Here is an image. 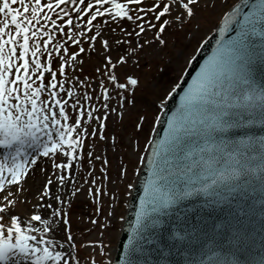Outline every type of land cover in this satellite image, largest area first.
I'll return each mask as SVG.
<instances>
[{
  "label": "snow or ice",
  "instance_id": "obj_1",
  "mask_svg": "<svg viewBox=\"0 0 264 264\" xmlns=\"http://www.w3.org/2000/svg\"><path fill=\"white\" fill-rule=\"evenodd\" d=\"M199 2L0 0V264H112L97 259L107 255L102 239L84 237L96 231L103 237L115 215L114 209L105 214L101 206L108 195L103 181L109 160L99 149L115 151L123 141L120 133L106 134L108 121L113 116L124 120L128 106L137 105L140 87L138 77L127 75L121 81L117 72L137 50L153 43L140 42L147 32L153 31L154 41L166 46L162 34L173 23L183 26L195 18ZM223 6L217 48L168 118L165 137L148 141L150 174L119 264H264V135L253 131H264V83L251 72L252 65L264 64V0L230 6L223 0ZM205 7L215 8L216 0ZM173 10L175 17L166 18ZM228 33L234 35L225 39ZM58 35L66 39L60 41ZM69 43L76 50L70 51ZM84 44L96 54L95 64L83 58ZM135 63L139 66L138 59ZM106 85L117 90L116 97ZM179 87L135 114L134 133L143 132L148 109L165 110ZM133 144L138 148V140L129 137ZM95 162L102 165L100 175ZM84 166L87 176L78 175ZM117 167L123 179L127 167L122 161ZM80 179L83 184L77 186ZM82 191L92 201L95 218L77 236L68 209ZM201 195L204 207L211 208L209 215L238 197L258 199L257 255H250L255 241H249V228L235 214L236 225L213 224L211 231L206 221L203 227L190 223L187 211L179 230L164 227L160 218L170 215L169 210ZM18 204L26 206L25 212L17 210ZM249 208L256 211L255 203ZM192 211L199 215L204 208ZM162 231L170 234L163 236ZM225 242L230 259L215 251L223 250ZM152 251L165 258L142 259ZM173 251L184 257L182 262L167 259Z\"/></svg>",
  "mask_w": 264,
  "mask_h": 264
},
{
  "label": "rangeland",
  "instance_id": "obj_2",
  "mask_svg": "<svg viewBox=\"0 0 264 264\" xmlns=\"http://www.w3.org/2000/svg\"><path fill=\"white\" fill-rule=\"evenodd\" d=\"M238 0H227V4L230 6ZM150 3L151 0H148ZM208 0H200L199 5L195 9L196 16L191 19L188 23L183 26L173 23L172 26L168 27L162 34L166 40V46H159L154 41L153 31L147 32L142 35L139 39L140 42L153 41L151 45H144L143 49L137 50L129 60V63L123 68L118 69L117 74L120 76L121 81L126 79L127 75H133L139 78L140 87L137 89V105L135 108L128 106V111L125 113V118L121 122L115 116L111 117L108 121V129L106 134L111 135L114 132L120 133L123 136V141L117 145L115 151L111 147L100 148L102 156H106L109 160L107 168L108 179L103 181V186L108 192L107 196L102 197L101 206L106 214L107 211L113 210L115 212L114 217L110 218L108 228L104 230L103 237H100L99 231H96L90 235H86L84 239L87 240H98L102 239L107 248L108 260L112 258L114 247L118 239V235L122 226V220L125 213L128 196L131 189L127 187L128 184H132L135 181V174L139 170L141 163L139 157L144 156L146 144L149 139V133L152 128L153 122L157 115V111L151 108L147 111V121L145 122L144 130L141 133H134L132 120L136 118V113H143L147 105H150L153 99L157 97H164L173 88L174 84L177 83L181 77L183 71L186 69L189 59L194 55L196 47L200 42L216 27L223 12L226 8L223 6V0H216L215 8H208L205 5ZM71 7V5H69ZM59 11V9H57ZM177 12L173 10L171 16L166 17L173 19ZM74 23L75 14L73 13ZM59 23V21H58ZM100 30L107 34L103 24L100 26ZM73 31H77L73 29ZM79 31H86L80 29ZM95 29L93 30L94 34ZM57 39L63 41L66 37L57 36ZM133 44L136 41L135 37L131 38ZM55 43V41H54ZM70 51L76 50L75 46L69 43ZM86 48V53L83 54V58L89 62L90 65L96 63V54L87 51V44L82 45ZM128 47V46H126ZM97 49L99 50V44L97 43ZM89 57L91 59H89ZM46 59L42 57V60ZM139 60V66L136 65L135 61ZM72 71V69L67 70ZM71 74V73H70ZM109 87V91L113 97H116V91L112 86ZM99 91V89H97ZM146 92L148 95L142 96L141 93ZM112 106L117 107V100H112ZM156 103L159 100L156 99ZM95 126V125H93ZM129 137H133V140H138L139 146L135 147V144L129 145ZM101 144L103 142H100ZM111 144V141H108ZM121 161L123 165L127 167V175L121 179L118 177L119 168L117 167ZM100 162H95V169L97 175L99 174V168L101 167ZM88 167H82L78 173L80 176H87ZM101 180L103 177L101 176ZM31 183V181H29ZM83 184V180L80 179L77 186ZM87 188V185H85ZM115 196L116 200L113 202L111 197ZM31 199V197H29ZM111 205V207H109ZM17 210L21 213L25 212V205H17ZM69 211V219L73 225L74 234L80 236L79 230H87L91 227L89 224L90 218L93 216V205L91 199L86 195V192L82 191L77 197L73 198V203ZM101 222H104V216H100ZM90 250H85V253ZM98 251V250H97ZM98 260H103L102 257L97 256Z\"/></svg>",
  "mask_w": 264,
  "mask_h": 264
},
{
  "label": "water",
  "instance_id": "obj_3",
  "mask_svg": "<svg viewBox=\"0 0 264 264\" xmlns=\"http://www.w3.org/2000/svg\"><path fill=\"white\" fill-rule=\"evenodd\" d=\"M229 35H234V33H228L225 35V39L228 38ZM220 40V35L217 33L203 48L201 53L199 54L198 58L194 62L193 69L188 74L184 85L182 88L175 93V95L172 97L170 102L168 103V106L166 108V111L161 119L159 130L156 136L155 142H159L165 137V132L168 128V118L172 116L173 113L177 111V109L180 106L181 103V96L184 94V91L188 88V86L192 83L193 77L196 76V74L200 71L201 66L209 59V57L212 56L214 49L217 48V42ZM251 72L253 73L254 79L258 83H264V64L256 63L252 65ZM258 135H264V131L260 130L259 128L254 129ZM151 154V153H150ZM149 154V155H150ZM150 174V166L146 165L142 176L140 178L139 184L135 190V195L132 200V204L130 207V211L128 214V220L125 225V229L123 232V235L121 237V241L119 244V252L116 259L115 264H119L120 258L124 254L123 250V244L127 242L128 234L130 232V229L135 221L136 212L138 211L140 207V200L141 197L144 196V185L147 182ZM249 196H251V193H249ZM205 198L203 195L198 197H193L190 200H187L183 202L179 209L169 210L170 215L161 217L164 227L170 228V229H177L179 230V226L181 224V221L184 220L185 211H187L188 221L193 224H197L200 227L204 226L205 221L207 222V225L209 226V230L211 231V226L213 224L219 226L222 225L225 222H231L233 225L237 224V221L233 219V214L239 217L240 221L249 228V241L251 242L253 239L255 243L250 247V255H257L259 251V241L261 239V235L259 234L260 230V220L261 216L258 211L259 209V201L256 199L255 201L252 199H248L246 197H238L237 200H234L231 204V206L224 205L223 210H221L220 206L216 207V211L212 212L211 215H209V212L211 211V208L204 207L205 206ZM255 203L256 211H253L251 208H249V205ZM204 208V211L200 212L199 215H197L196 212H193L192 209H201ZM243 209V211H241ZM245 212L248 214L245 215ZM179 217V219H177ZM203 218V219H202ZM217 230H220L219 228ZM170 233L168 232H161V235L167 236ZM167 251V250H166ZM215 251L219 252L221 256L226 258H231L228 252V246L227 242H225V247L223 250L221 249H215ZM165 257H158L154 251L151 252L150 255H147L143 257L142 259H148V260H156V259H164ZM170 261H180L182 262L184 257L181 256L179 253H176L173 251V253L167 257Z\"/></svg>",
  "mask_w": 264,
  "mask_h": 264
}]
</instances>
